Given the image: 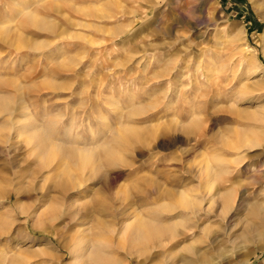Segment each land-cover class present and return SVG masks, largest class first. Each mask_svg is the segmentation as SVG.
Returning <instances> with one entry per match:
<instances>
[{"label": "rangeland", "instance_id": "374dc122", "mask_svg": "<svg viewBox=\"0 0 264 264\" xmlns=\"http://www.w3.org/2000/svg\"><path fill=\"white\" fill-rule=\"evenodd\" d=\"M0 20V264H264V0Z\"/></svg>", "mask_w": 264, "mask_h": 264}, {"label": "bare ground", "instance_id": "6f19581e", "mask_svg": "<svg viewBox=\"0 0 264 264\" xmlns=\"http://www.w3.org/2000/svg\"><path fill=\"white\" fill-rule=\"evenodd\" d=\"M17 5L18 6H20L19 5V3H17ZM20 13V12H19ZM31 19V17H29L27 20L29 21ZM4 22H2L1 20H0V25H2ZM0 30H2V29H0ZM255 50V49H254ZM5 103H7V102H5ZM1 104H3V102H1ZM8 104V103H7ZM11 106V104L9 105V107ZM21 107H23L22 105H21ZM20 107V108H21ZM2 109V108H1ZM6 109V108H5ZM4 108H3V110H5ZM10 109V108H9ZM22 109V108H21ZM24 109V108H23ZM2 110V111H3ZM13 110V109H12ZM5 111H7V109L5 110ZM4 111V112H5ZM15 111V110H14ZM1 112V111H0ZM8 112V111H7ZM10 113V112H9ZM8 113V114H9ZM11 115V114H10ZM90 150V149H89ZM77 151V150H76ZM78 153V156L80 157L81 155H85V153L87 154L88 152H85V151H83V150H79V152H77ZM77 153L75 152V155L77 156ZM92 153H93V151H92ZM84 155L82 156V157H84ZM87 155H89V154H87ZM85 156L86 158H81V162H80V168H84L85 166H87L86 164H88V162L90 163V161H91V163H92V161H93V159H92V156L91 155H89V156ZM88 157H89V159H88ZM91 159V160H90ZM89 160V161H88ZM223 161L224 160H222V164H221V166H219V168L221 169V171L222 170H226L227 168V165H228V163L226 164V163H223ZM78 164V163H77ZM208 166V167H207ZM206 167V170H205V172L207 171V173H208V175L207 176H210L211 174H209V171H210V169H211V167H209V164L207 163V165L205 166ZM85 169H86V167H85ZM83 171V170H82ZM84 172V171H83ZM206 173V174H207ZM89 178V176L87 177V179ZM206 182H208V183H210V181L208 180V181H206ZM78 183V186H81V184L79 183V182H77ZM207 183V186L209 185ZM76 184V183H75ZM80 184V185H79ZM226 192V191H225ZM224 192V193H225ZM228 192V191H227ZM229 193H230V191H229ZM210 194V193H209ZM209 194H207L206 196H204L203 197V199L202 200H204V199H207L208 201H209V203L211 204V203H213L215 200H216V197H215V194H212V195H209ZM217 195V194H216ZM226 196H227V193H226ZM228 197V196H227ZM258 234L259 235H261V234H263L264 233V226H260V228L258 229ZM245 237L246 238H249V233H247L246 235H245ZM88 248H90V247H88ZM88 248H86V250L88 249ZM85 249V247L83 246V247H81L80 248V252H82L83 250ZM90 250V249H89ZM87 253V252H86ZM92 253H93V258L91 259L92 261H91V263L92 264H104V263H106L107 262V260H108V258L107 257H105L104 255H103V253L102 252H100V247L99 246H97L94 250L92 249ZM83 256V254L82 253H80L79 254V256H78V260L80 259V257H82ZM81 262V261H80Z\"/></svg>", "mask_w": 264, "mask_h": 264}]
</instances>
